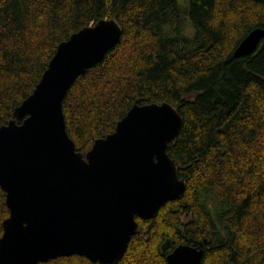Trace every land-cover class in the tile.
<instances>
[{
  "label": "trees",
  "instance_id": "trees-1",
  "mask_svg": "<svg viewBox=\"0 0 264 264\" xmlns=\"http://www.w3.org/2000/svg\"><path fill=\"white\" fill-rule=\"evenodd\" d=\"M115 18L121 41L80 75L63 101L80 151L113 132L136 101L170 102L183 115L168 152L185 193L139 229L117 264H168L180 243L202 264H264V0H0V126L40 81L59 43ZM0 185V237L9 216ZM171 243L166 250L163 243ZM38 264H102L74 254Z\"/></svg>",
  "mask_w": 264,
  "mask_h": 264
},
{
  "label": "water",
  "instance_id": "water-1",
  "mask_svg": "<svg viewBox=\"0 0 264 264\" xmlns=\"http://www.w3.org/2000/svg\"><path fill=\"white\" fill-rule=\"evenodd\" d=\"M123 35L115 18L81 28L59 43L33 92L0 126V185L9 216L0 264H38L74 254L117 264L139 229L187 188L169 143L184 118L170 102L136 101L113 132L80 151L67 131L63 101L77 78L101 62ZM264 38L251 30L234 56L250 55ZM168 238L162 245L166 250ZM205 249L180 243L168 264H202Z\"/></svg>",
  "mask_w": 264,
  "mask_h": 264
},
{
  "label": "bare ground",
  "instance_id": "bare-ground-1",
  "mask_svg": "<svg viewBox=\"0 0 264 264\" xmlns=\"http://www.w3.org/2000/svg\"><path fill=\"white\" fill-rule=\"evenodd\" d=\"M168 247V246H167Z\"/></svg>",
  "mask_w": 264,
  "mask_h": 264
}]
</instances>
